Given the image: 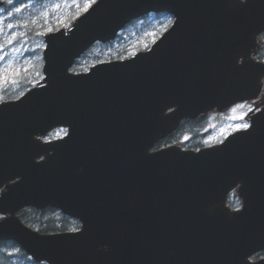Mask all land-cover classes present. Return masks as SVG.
Returning a JSON list of instances; mask_svg holds the SVG:
<instances>
[{
  "label": "water",
  "instance_id": "1",
  "mask_svg": "<svg viewBox=\"0 0 264 264\" xmlns=\"http://www.w3.org/2000/svg\"><path fill=\"white\" fill-rule=\"evenodd\" d=\"M173 16L133 55L69 68L93 42L148 12ZM264 0H97L44 34L43 82L0 101V241L46 264H264V108L248 130L198 149H152L183 119L260 91L251 58ZM66 127L43 140L51 129ZM237 187L239 210L225 204ZM51 206L75 230L18 215Z\"/></svg>",
  "mask_w": 264,
  "mask_h": 264
},
{
  "label": "rangeland",
  "instance_id": "2",
  "mask_svg": "<svg viewBox=\"0 0 264 264\" xmlns=\"http://www.w3.org/2000/svg\"><path fill=\"white\" fill-rule=\"evenodd\" d=\"M17 8L20 10L16 11ZM75 12L74 0H12L11 4L8 3V0H0V45H2L0 57H3L0 59V101L6 100L3 92H10L7 99H13L29 87L43 82L41 67L42 50L45 46L44 34L48 32V28L54 30L59 27H71L76 18ZM169 19L173 21V16L165 11L148 12L134 18L126 23L111 40L92 43L74 60L69 69L73 72L85 71L96 62L129 57L139 50L146 49L163 33L159 30ZM62 20L64 23H60ZM8 24H12L13 27L9 28ZM35 77H39V79L33 85L23 83L24 78H27L31 83ZM261 82L264 84V77H261ZM239 105H243V107H238ZM249 108L252 111H249ZM260 108H264V85L256 97L237 101L224 109H210L205 112L202 117L207 122V126L201 128L197 135L192 136L187 133L184 127H181L183 122L181 121L173 131L176 133L177 139L168 134L155 142L152 148L157 149L177 144L182 148L196 149L217 144L227 134L237 130L235 129L237 124L249 123L250 114ZM242 115L243 119L240 118ZM62 130H66V127L57 126L48 131L44 138L53 139L62 136L64 134ZM169 138L173 141H169ZM188 139L197 142L198 147L183 145V142ZM237 200L241 205L242 198L236 187L228 194L226 205L237 208ZM57 211L58 209L55 208L49 212L56 214L55 217H59ZM21 212L30 214L37 219L38 214L30 208L21 209L18 212L19 216ZM3 216L0 214V218ZM26 223L32 226L29 222ZM254 257L253 254L249 258L253 260Z\"/></svg>",
  "mask_w": 264,
  "mask_h": 264
},
{
  "label": "trees",
  "instance_id": "3",
  "mask_svg": "<svg viewBox=\"0 0 264 264\" xmlns=\"http://www.w3.org/2000/svg\"><path fill=\"white\" fill-rule=\"evenodd\" d=\"M39 77H35L34 80L29 83L27 78H24L23 83L25 85H33L37 83ZM33 82V83H32ZM6 97L4 99L9 98L8 96L10 92H3ZM207 122L203 119L202 116H198L193 119H184L181 127H184V130L187 133L192 134V136L197 135L200 132V129L206 127ZM171 137L177 139L176 133L171 132ZM169 141H173L172 139H168ZM185 146L196 147L198 145L197 142L188 139L183 142ZM198 147V146H197ZM30 208L35 213L38 214L37 219L32 215L27 213H20L21 218L25 222H29L33 227L37 228L42 232H54V231H62L67 229H77L79 227V220L68 215L62 214L59 210L57 213L60 215L59 217L56 214H51L49 211L54 210L55 208L47 206L45 208H34V207H24L22 210H26ZM21 211V210H20ZM258 255V254H256ZM0 264H46L44 261H35L33 260L26 251L20 247L17 243L12 241H0Z\"/></svg>",
  "mask_w": 264,
  "mask_h": 264
},
{
  "label": "snow or ice",
  "instance_id": "4",
  "mask_svg": "<svg viewBox=\"0 0 264 264\" xmlns=\"http://www.w3.org/2000/svg\"><path fill=\"white\" fill-rule=\"evenodd\" d=\"M8 3H12V0H8ZM97 3V0H74V5L76 7V12H75V17H79L81 16L83 13H87L89 11V9H91L93 7V5H95ZM56 7H59V5H56ZM20 9L17 8L16 11H19ZM9 15H11V13H9ZM74 17V18H75ZM67 19V18H65ZM33 23H35V21H33ZM60 23H64V21H60ZM173 21L171 19L168 20V22L166 24H163L160 28V32H165L168 30V26L170 24H172ZM9 28H12L13 25L12 24H8L7 25ZM48 31H53L52 28H48ZM21 35H23V33H21ZM15 37V34L13 36V38ZM9 43H11V41H9ZM0 47H2V45H0ZM0 59H3V57H0ZM238 107H243V105H239ZM233 111H235V109H233ZM249 111H252L251 108H249ZM241 119H243V115L240 117ZM252 127V125H250L249 123L247 122H244V123H241V124H237L235 126V129H244V130H248ZM65 132V135H67V132L66 130H62ZM236 204H237V210H239L240 208V202L239 200L236 201Z\"/></svg>",
  "mask_w": 264,
  "mask_h": 264
},
{
  "label": "flooded vegetation",
  "instance_id": "5",
  "mask_svg": "<svg viewBox=\"0 0 264 264\" xmlns=\"http://www.w3.org/2000/svg\"><path fill=\"white\" fill-rule=\"evenodd\" d=\"M252 55L255 59L264 62V29L256 35V44L252 51Z\"/></svg>",
  "mask_w": 264,
  "mask_h": 264
}]
</instances>
